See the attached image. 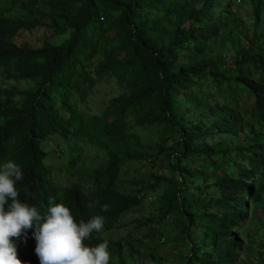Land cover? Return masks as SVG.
Wrapping results in <instances>:
<instances>
[{"label":"trees","instance_id":"16d2710c","mask_svg":"<svg viewBox=\"0 0 264 264\" xmlns=\"http://www.w3.org/2000/svg\"><path fill=\"white\" fill-rule=\"evenodd\" d=\"M251 1L252 33L236 24L223 37L222 47L230 46L223 51L219 38L227 15L238 23L236 0H0V68L12 67L13 78L35 82L28 89H0V165L13 160L22 167L20 199L41 216L52 198L69 207L77 223L102 216V232L122 228V217L143 204L144 195H138L156 184L146 180L135 194L119 188L125 165L148 157L136 128L159 131L174 146L159 143L153 154L170 151L178 158L177 165L170 164L180 176H157L168 185L159 202L166 209L163 216L189 219L178 239L191 245L186 264H237L240 258L242 264H264V240L255 250L243 245L239 233L252 218L258 221L256 231L264 232V0ZM16 4L24 12L13 17ZM67 33L69 38L57 45L55 38ZM229 53L234 61L227 60ZM99 80H114L122 93L101 117L86 116L79 105ZM200 85L214 89L218 105L203 103ZM244 94L255 101L251 121L240 110ZM207 117H215L209 125ZM56 135L69 144L68 172L91 145L104 152V165L62 190L45 147ZM214 135L233 142L221 153L233 152L235 171L224 169L216 144L199 145ZM200 155L205 157L197 167ZM86 185H92L87 193ZM25 189L31 195L25 196ZM89 201L95 206L87 207ZM34 231L27 230L26 241L13 239L26 247ZM105 240L94 232L84 243ZM107 241L109 264H127L121 241ZM153 243L149 232L136 241L153 252L155 262H165L154 257ZM198 244L202 253L194 250ZM19 253L22 264H40L35 253ZM128 253L140 257V249L129 246Z\"/></svg>","mask_w":264,"mask_h":264},{"label":"rangeland","instance_id":"374dc122","mask_svg":"<svg viewBox=\"0 0 264 264\" xmlns=\"http://www.w3.org/2000/svg\"><path fill=\"white\" fill-rule=\"evenodd\" d=\"M27 4L28 0H17ZM24 10L19 7V4H16L12 7L10 14L15 17L22 14ZM235 17L237 18L238 23H235L233 20H230V15H227V19L224 22V27L222 30V37L219 38V44L222 47L223 37L227 35V31L237 28L235 25L238 24L240 27L246 26L247 29L252 33L254 29V16H253V3L251 0H244V4L235 7ZM112 36V33L109 34ZM238 35L237 29L233 34V37ZM232 37V38H233ZM69 38V34H64L57 36L55 38V43L60 45L64 43ZM235 39V38H234ZM88 45L92 47L94 41L88 39ZM223 51L229 50L230 46L222 47ZM228 61H234V54H227ZM12 67L0 68V89L1 88H18V89H28L35 86L34 81L23 80L19 81L12 76ZM200 88L203 90L205 98L203 99L204 104L209 105H218L220 98L217 99L213 95L214 89L208 91L204 86L200 85ZM122 93V90L115 83L114 80H99L95 85V88L91 95L89 96L85 104L79 105L80 111L86 116L90 117H101L104 111L106 110L110 100L119 94ZM240 110L243 115L246 116L247 120L251 121L254 115L256 114V105L254 98L248 94H244V98L241 102ZM215 117L203 118L206 124H210ZM136 131L140 134L143 141L147 146L148 157L141 161L129 162L124 167V173L121 177V182L119 183V188L128 193L135 194L138 193L142 186L145 185L146 180L153 179L156 184L154 188L146 186V192L138 195L141 197L144 195L143 204L141 207L125 214L121 223L124 227L114 229L107 232H101V236L108 240L112 239L115 241H121L125 246L124 257L127 264H186L187 252L191 250L190 243L184 242L183 244L178 243L180 235L183 233V222L185 224L189 223L188 218H182L178 213H172L167 217L163 216L165 212L161 210V205L159 199L161 195L168 188L167 183L158 182L157 176H165L173 179H179V174L174 171L170 161L173 160L174 164L177 165L178 158L172 157L170 151L162 153L160 156L156 157L158 147L161 144L163 148H169L174 146V141L169 139L167 141L163 140L159 131H149L144 128H136ZM178 138V136H176ZM160 143V144H159ZM216 144V151L221 156V160L225 159L224 169L227 171H235L234 166L232 165V160H230V154L233 155V152L227 151L225 154L221 152L227 147L232 149L234 146L233 142L228 139L221 138L219 135L209 136L202 139L199 142L200 146L206 144ZM46 152H47V164L51 171L53 172L54 182L62 190L67 186L75 182H80L85 179L86 176L93 170L98 169L105 163L104 152L101 151L97 146L91 145L86 148L85 153L80 157L76 166L68 172V161H69V144L64 141L61 136H52L51 139L46 143ZM201 157L204 158L205 155H200L195 161V166H201ZM225 157V158H224ZM256 207H259V204L256 203ZM148 225L144 226L142 221H148ZM251 219V218H250ZM258 221L252 218L248 220L245 224H242L240 230V236L243 240V245L250 248L258 247L260 241L264 240V232H257L256 227ZM144 227L141 230V227ZM149 228V230H147ZM149 232L154 236V243L151 248L156 247V252L154 257L157 259H165V262H155L153 258V252L148 249L140 248L136 245V241L141 239V234ZM192 237L197 241V238L192 232ZM131 246L134 249H140L139 255H134L131 257L128 253V247ZM36 241L32 238L31 243L26 247H20L17 245V258L20 259V250L25 251L28 254L35 253ZM197 253H202L204 248L201 244H198L194 249ZM242 259L245 258L242 253ZM160 260V259H159ZM22 264V263H21ZM237 264H242L241 258Z\"/></svg>","mask_w":264,"mask_h":264},{"label":"clouds","instance_id":"9594fccd","mask_svg":"<svg viewBox=\"0 0 264 264\" xmlns=\"http://www.w3.org/2000/svg\"><path fill=\"white\" fill-rule=\"evenodd\" d=\"M23 180L22 167L13 160L0 165V264H21L13 238L27 239L35 227V254L40 264H109L108 241L86 246L94 232H102L105 218L92 216L87 221L74 219L69 207L49 199L47 214L41 216L34 205L20 199L17 183ZM92 185L85 186V193ZM25 196L31 195L24 190ZM7 206V207H6ZM95 206L89 201L87 207ZM103 205L102 210L107 211Z\"/></svg>","mask_w":264,"mask_h":264},{"label":"built area","instance_id":"2783aa9c","mask_svg":"<svg viewBox=\"0 0 264 264\" xmlns=\"http://www.w3.org/2000/svg\"><path fill=\"white\" fill-rule=\"evenodd\" d=\"M237 5H242L244 3V0H236Z\"/></svg>","mask_w":264,"mask_h":264}]
</instances>
